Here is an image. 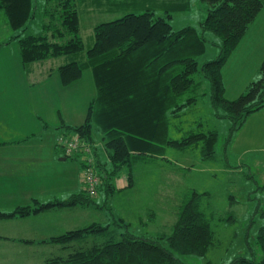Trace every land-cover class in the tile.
Masks as SVG:
<instances>
[{"label":"trees","instance_id":"trees-1","mask_svg":"<svg viewBox=\"0 0 264 264\" xmlns=\"http://www.w3.org/2000/svg\"><path fill=\"white\" fill-rule=\"evenodd\" d=\"M45 2L38 8L43 19L49 17L48 22H43L40 32L23 35L22 31L35 17L38 5L34 0H0V12L6 17L7 26L14 31L22 30L7 43L16 40L25 70L32 63L64 57L63 64L54 70L62 86L68 87L84 71L91 72L96 93L88 104L84 122L60 125L59 128L66 131L57 139L59 142L73 139L78 143L73 152L86 158L85 163H81L84 169L89 168L86 160L91 157L93 170L98 172L96 184L92 193L82 179V191L67 197L58 198L53 194L46 200L30 197L27 204L15 205L7 212L0 211V221L91 204L92 198L99 197L102 190L108 195L120 190L117 179L126 169L122 190L131 189L134 187L133 167L148 157L164 155L168 147L196 148L201 161H212L218 136L216 131H190L179 139L169 138L170 118L180 116L183 108L196 101L195 97L184 99V96L194 86L192 76L198 71L209 83L214 116L231 123L229 134L240 129L250 114L264 108V59L260 77L236 99L225 97L222 78L227 58L262 10L264 0H202L206 17L199 24V31L190 26L175 31L166 19L155 18L150 11L126 13L95 25L93 45L87 48L80 35L76 0ZM206 33L221 40L220 51L215 59L198 68L197 58L205 52ZM94 128L101 134V141L93 138ZM71 133L76 138L71 137ZM100 143L108 160L105 166L98 158ZM60 147L64 160L75 159L73 152L65 154L64 144ZM205 195L208 193H200L196 188L186 191L177 204L173 203L175 220L169 223L171 231H163L154 237L139 235L143 231L129 230L131 223L122 218L115 220L111 214L112 219L105 224L92 221L86 226L50 235L44 240L57 250L41 264H185L179 256L203 257L214 240L210 221L200 210V200ZM254 214L264 218V207L257 206ZM226 216L219 221L236 222L235 215ZM138 223L145 225L142 219ZM253 223L254 218H251L249 225ZM4 239L8 237L4 236ZM33 239L20 238L18 242L28 245L35 241ZM254 239L260 252L258 261L252 252L250 258L235 257L227 264H264V224L258 227Z\"/></svg>","mask_w":264,"mask_h":264},{"label":"rangeland","instance_id":"rangeland-1","mask_svg":"<svg viewBox=\"0 0 264 264\" xmlns=\"http://www.w3.org/2000/svg\"><path fill=\"white\" fill-rule=\"evenodd\" d=\"M34 3L38 5L36 15L27 22L24 31L10 29L6 24V17L0 12V138L14 137L20 130L22 134L27 133L36 124H41L42 120L48 123L51 129L49 132H54L57 136L55 145L59 146L55 151L59 156H56L55 161L50 158L43 162L35 160L34 157L39 152L32 146V141L21 144L22 150L6 149V156L0 150V211L3 212L10 211L15 205L27 204L30 197L34 198L35 195L46 200L51 197L47 195L50 190L58 198H64L63 191L67 188H58L57 184L52 186L55 176H60L59 179L64 182H73L78 176L81 180L85 179L86 169L81 163L86 158L73 152L75 159L68 157L60 160L64 157L60 147L63 139L59 142L57 138L66 131L59 128L60 125H79L84 122L88 104L96 93L91 72L84 71L68 87L62 86L54 70L57 65L63 64L64 57H51L43 62L32 63L25 70L16 40L7 43L10 37L21 31L23 35L40 32L43 22H48L49 17L43 19L38 8L46 3L45 0H34ZM76 3L80 35L86 48L93 45L92 29L95 25L120 18L126 13L150 11L155 18L166 19L175 31L188 26L199 31V24L206 17L202 0H76ZM204 38L205 52L197 58L198 68L206 61L215 59L220 51L221 40L218 37L206 33ZM263 59L264 6L249 24L222 68L225 97L228 100L236 99L246 91L251 82L260 77ZM192 77L194 86L184 99L192 96L196 101L183 108L180 116L170 118L169 138L179 139L190 131H216L218 136L212 161H201L196 148L180 150L168 147L164 155L148 157L143 164L133 167L131 177L135 188L122 190L123 183L117 182L120 190L114 191L112 195L105 194L102 190L101 194H97H100L99 197L92 198L91 204L58 209L59 211H55L57 213L46 211L28 218L48 216V221L44 223L48 229L46 231H54L53 234L56 235L68 231V227H82L92 221L105 224L112 219L111 214L115 220L122 218L131 223L129 230L143 231L139 235L150 238L163 231H171L170 224L175 220L173 203L177 204L186 191L196 188L200 193H208L201 197L200 210L209 219L214 232L213 246L203 257L179 256L183 263L227 264L235 257L250 258L252 252L258 261L260 252L254 236L258 227L263 225L264 218L254 216V211L257 206L264 207V108L250 114L240 129L229 134L230 121L216 118L212 111L208 81L200 71ZM57 110H60L59 114ZM30 114L37 119L34 123ZM93 131L95 141H101L99 131L95 128ZM42 139L45 141L44 137ZM102 148H98V158L105 166L108 160L107 156L101 158ZM49 153L50 150L43 155L47 156ZM126 170L122 176H127ZM93 172L95 175L98 173L96 170ZM43 181L46 185H51L52 189L33 195L24 192L27 187ZM230 213L236 216V222L219 221ZM28 218L16 221L21 222L17 228L19 233L39 225L38 222L30 223L31 219ZM251 218H254L252 226L249 225ZM139 219L145 222L144 226L138 223ZM10 222L15 221H0V233H14L6 229ZM44 233L45 230H40L39 234L42 236L34 238L35 241L28 245L18 242L19 238L7 236L9 240H6L0 234V264H41L57 250L52 244L46 243L44 239L50 234ZM32 235L35 234H29ZM245 238L248 239V245ZM12 239L15 245H6ZM5 246H10V249H5Z\"/></svg>","mask_w":264,"mask_h":264},{"label":"crops","instance_id":"crops-1","mask_svg":"<svg viewBox=\"0 0 264 264\" xmlns=\"http://www.w3.org/2000/svg\"><path fill=\"white\" fill-rule=\"evenodd\" d=\"M5 97H6V95L3 98H5ZM56 112L59 114L60 110H57ZM53 115H55V113ZM30 116L32 117V118L30 117L31 120H32V123H34L35 120H37V119L32 114H30ZM37 118L39 119L38 116H37ZM40 121H41V124H39V123L36 124V126L33 127V129H31L27 133L22 134V130H20V131H18V133L15 134L14 137L9 136L7 138L6 137L0 138V140H1L0 141V150L3 151L4 155L7 154L6 149L7 150L9 149L10 151L12 150V148L13 149H20L22 147L21 144H24V143L32 141V143H34V144H32V146L35 147V149H37L38 152H39V154L34 157L35 160L43 162V160H45L47 158H50L53 161H55L56 156H59L56 153V151H55V149H57L55 147V140H56L57 136H55L54 132H52V133L49 132L51 129H50L48 123H45V121H42V120H40ZM43 137H44L45 141L42 139ZM100 145L103 147L102 143H100ZM21 150H22V148H21ZM48 150H50V153L47 156H44L43 153L44 152L48 153ZM101 153H102L101 158L102 157L105 158L106 157V153H105L103 148H102ZM62 159H63V157L60 158V160H62ZM146 160H148V158L145 159V161ZM139 164H143V163H139ZM73 167H74V169H76L75 166H73ZM59 177L55 176V180L53 181V185L52 186H55L57 184L58 188L59 187L63 188L62 186L66 187L67 189H65V192L63 191V194H64L65 197H67L68 195H70L72 193H78V192L82 191L83 182L80 179L81 178L80 176H78L76 178V180L73 181V182L67 181V180L65 182L61 181L59 179ZM124 178H125V176H122V177L118 178L117 182L118 183L119 182L124 183ZM52 186L51 185L50 186L46 185V182L43 181L41 184H35V185L27 187L24 192L25 193L26 192H30V194L33 195L35 193H40V191L45 192L46 190L52 189ZM134 187H135V185H134ZM10 192L17 193V191H10ZM47 195H52V190H50V192ZM35 196L40 198L39 195H35ZM52 213H57V212H52ZM28 219H31V220H29L30 223L38 222L39 225L34 227V228H27L26 232L19 233L17 231V228L19 226L18 223H21V222H16L18 219H14L15 222H10L9 224H7L8 226L6 228L7 230L14 231V233H11V234H8V235L7 234L4 235L5 233H0V234L3 235V236H6V237L7 236L8 237H12L13 239H15V238H19V239L20 238H37L39 236H42L39 233H40V230L42 231V229H43V230H45L44 235H46V234L54 235L53 234L54 231H51V232H50V230L46 231L48 229H47V226L44 225V223H46L48 221V219H49L48 216L47 217L44 216V217H40V218H34L33 217V218H28ZM69 228L70 227H68V229ZM30 233L31 234H35V235L29 236ZM14 243H15L14 241H10V243L6 244V245L14 246L15 245ZM8 247H10V246H5V249H10Z\"/></svg>","mask_w":264,"mask_h":264},{"label":"built area","instance_id":"built-area-1","mask_svg":"<svg viewBox=\"0 0 264 264\" xmlns=\"http://www.w3.org/2000/svg\"><path fill=\"white\" fill-rule=\"evenodd\" d=\"M62 144L65 145L64 147V152L65 154H71L73 151H75L77 149L78 143L73 140V139H64L62 140ZM85 152L88 154L89 150L88 149H84ZM86 163L88 165L89 168L86 169L85 172V182L88 186V190L92 193L93 192V186L96 184V178H95V174H94V170H93V162L90 156H88V160H86Z\"/></svg>","mask_w":264,"mask_h":264},{"label":"water","instance_id":"water-1","mask_svg":"<svg viewBox=\"0 0 264 264\" xmlns=\"http://www.w3.org/2000/svg\"><path fill=\"white\" fill-rule=\"evenodd\" d=\"M62 160H64V158Z\"/></svg>","mask_w":264,"mask_h":264}]
</instances>
